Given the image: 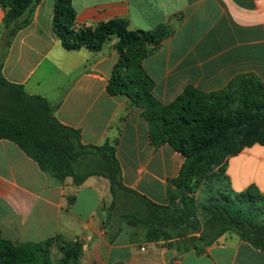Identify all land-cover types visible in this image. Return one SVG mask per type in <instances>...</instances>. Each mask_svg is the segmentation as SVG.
Instances as JSON below:
<instances>
[{"label":"crops","instance_id":"obj_1","mask_svg":"<svg viewBox=\"0 0 264 264\" xmlns=\"http://www.w3.org/2000/svg\"><path fill=\"white\" fill-rule=\"evenodd\" d=\"M72 3L79 24L126 19L132 31L172 28L161 44L144 48L150 53L142 60L154 82V96L165 105L190 87L216 92L248 75L264 83V0ZM55 6L56 0H41L31 24L18 33L5 59V78L56 106L57 119L79 130L84 144L115 147L125 186L167 204L168 191L174 189L169 181L179 176L184 156L168 144L155 148L142 109L132 107L126 95L109 94L120 61L117 39L100 52L65 49L53 28ZM4 17L0 7V42ZM227 175L234 191L255 186L264 194V145L230 158ZM112 201L108 179L92 176L77 186L67 178L60 184L15 143L0 140V237L6 241L78 242L82 252L74 264H264V252L235 234L201 250L181 252L164 242L146 241L117 216L105 226Z\"/></svg>","mask_w":264,"mask_h":264},{"label":"trees","instance_id":"obj_2","mask_svg":"<svg viewBox=\"0 0 264 264\" xmlns=\"http://www.w3.org/2000/svg\"><path fill=\"white\" fill-rule=\"evenodd\" d=\"M40 2L0 0L5 12L0 42V140L15 143L60 184L67 178H73L77 186L92 176L108 179L113 201L105 226L117 216L142 232L146 241L164 242L181 252L212 246L226 234H235L264 252V194L255 186L234 191L227 175L230 158L254 145H264V83L248 75L216 92L190 87L165 105L154 96V82L144 71L142 60L150 53L144 48L158 46L170 37L171 27L132 31L126 19L87 26L78 23L73 0H56L53 28L65 49L100 52L117 39L120 61L109 83V94L126 95L132 107L142 109L155 148L168 144L185 158L179 176L169 181L174 189L168 191L167 204H156L125 186L115 147L84 144L79 130L57 119L56 106L5 78L8 51L18 33L31 24ZM222 174L229 196L209 197L199 204L194 191L202 186L204 193L212 191L209 184ZM126 197H130L132 209L117 212ZM57 241L70 249L59 264H74L81 255V244ZM54 244V240L13 244L0 237V264H51L42 252Z\"/></svg>","mask_w":264,"mask_h":264},{"label":"rangeland","instance_id":"obj_3","mask_svg":"<svg viewBox=\"0 0 264 264\" xmlns=\"http://www.w3.org/2000/svg\"><path fill=\"white\" fill-rule=\"evenodd\" d=\"M214 173L216 174V176L219 174V167H217L214 170ZM224 176L225 175H223V174L220 175L219 177H217V179L213 180V183L211 182L212 184L211 183L209 184V186H211L212 191L209 190V192L207 194L204 193L205 192V186L197 188L194 191V197L199 204L209 197L229 196L230 188L228 187V184L224 181ZM218 179H220L219 182H218ZM124 202L126 203V205L120 206L119 209L117 210V212H122V211L131 209L129 197L124 198ZM66 248L67 247L64 248V246H62L61 243H57V245L55 243L54 245L44 247L43 252H42V257L44 258V260L46 258L51 259V264H52L53 260L55 262H57L60 259H62L63 257H65V254L68 253V251L70 250V249L68 250Z\"/></svg>","mask_w":264,"mask_h":264}]
</instances>
